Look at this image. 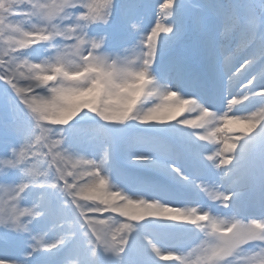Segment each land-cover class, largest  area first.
<instances>
[{
    "label": "snow or ice",
    "instance_id": "1",
    "mask_svg": "<svg viewBox=\"0 0 264 264\" xmlns=\"http://www.w3.org/2000/svg\"><path fill=\"white\" fill-rule=\"evenodd\" d=\"M161 262L264 264V0H0V264Z\"/></svg>",
    "mask_w": 264,
    "mask_h": 264
},
{
    "label": "rangeland",
    "instance_id": "2",
    "mask_svg": "<svg viewBox=\"0 0 264 264\" xmlns=\"http://www.w3.org/2000/svg\"><path fill=\"white\" fill-rule=\"evenodd\" d=\"M152 2L155 3V4H157V6H158V4H159L161 1H159V0H152ZM151 20H152V17L149 16L148 21H151ZM148 21H146V23H147ZM189 115H190V116H189L190 119H195V114H194V113H193V114H189ZM161 264H166V262H161Z\"/></svg>",
    "mask_w": 264,
    "mask_h": 264
}]
</instances>
